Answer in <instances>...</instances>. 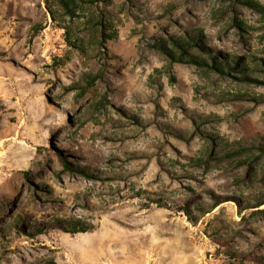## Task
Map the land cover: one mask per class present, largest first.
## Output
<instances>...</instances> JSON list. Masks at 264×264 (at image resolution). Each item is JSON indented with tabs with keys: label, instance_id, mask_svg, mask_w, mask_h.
<instances>
[{
	"label": "rangeland",
	"instance_id": "1",
	"mask_svg": "<svg viewBox=\"0 0 264 264\" xmlns=\"http://www.w3.org/2000/svg\"><path fill=\"white\" fill-rule=\"evenodd\" d=\"M73 3L0 0V264H264V0Z\"/></svg>",
	"mask_w": 264,
	"mask_h": 264
},
{
	"label": "trees",
	"instance_id": "2",
	"mask_svg": "<svg viewBox=\"0 0 264 264\" xmlns=\"http://www.w3.org/2000/svg\"><path fill=\"white\" fill-rule=\"evenodd\" d=\"M56 4L66 10V12L71 15L75 16L76 15V6L73 3V0H55ZM257 5V3H254ZM197 35H189L185 37L184 39H179L176 41L179 44V49L181 50L180 52L173 51L169 49L170 54L173 56L175 60H182L185 55H189L190 59L195 62L199 63L201 65L208 64V60L203 57V56H197L194 54H191L188 52L189 45L193 43L197 44ZM208 58L212 59V67L215 68L216 70L219 71H225L226 69L231 68V64L229 63V60L226 59L224 62L217 60L213 57L211 53L208 54ZM235 59V58H234ZM236 63L237 61L234 60ZM242 69H248L247 65H243ZM248 77V76H246ZM89 227L83 226L81 229H75L76 231H87ZM52 264V263H51Z\"/></svg>",
	"mask_w": 264,
	"mask_h": 264
}]
</instances>
